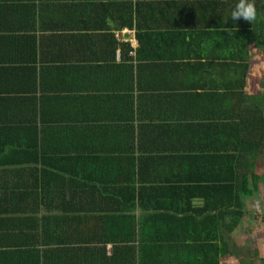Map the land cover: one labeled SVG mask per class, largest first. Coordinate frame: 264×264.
Instances as JSON below:
<instances>
[{
  "label": "crops",
  "instance_id": "0c3cea01",
  "mask_svg": "<svg viewBox=\"0 0 264 264\" xmlns=\"http://www.w3.org/2000/svg\"><path fill=\"white\" fill-rule=\"evenodd\" d=\"M233 6L0 0V264H255L253 243L264 259V74L256 93L257 37ZM132 171L199 193L195 207L255 172L251 234L219 211L137 207V255L105 242L128 232L109 210L139 188ZM155 233L166 238L142 240Z\"/></svg>",
  "mask_w": 264,
  "mask_h": 264
},
{
  "label": "trees",
  "instance_id": "16d2710c",
  "mask_svg": "<svg viewBox=\"0 0 264 264\" xmlns=\"http://www.w3.org/2000/svg\"><path fill=\"white\" fill-rule=\"evenodd\" d=\"M228 1L230 5H235L237 0H225ZM256 8H257V19L251 24L254 29V34H256L257 42L254 50V59L253 66L255 71V76L253 80L254 88L256 93L260 92V86L262 84V77L264 74V0H255ZM130 30H132V20L128 23ZM244 156V155H243ZM242 161V156L239 158ZM235 174V176H234ZM234 178H229L228 181H234V183H230L228 185L230 187H224V189L228 188L230 194L229 200L227 202L216 203V201H212L211 203H206L202 207L193 206V200L200 197L199 193H190V191L178 190L174 189L175 187L168 185H156L155 187H145L142 185L141 180L135 179L134 171L131 172V177L128 179L131 183H134V180L139 183V188L136 189L134 186H128L125 190L126 198L124 206L122 207H114L109 211L121 212L123 215L121 222L124 223L126 228H128L127 234H122L123 236H118V234H113L111 237H104L105 242H122L128 243L126 249L132 250L134 256L137 255V249L134 246H131L132 241L136 239V220L133 216L129 214V212L133 211L137 207L140 209L153 210V211H163V212H173V213H185L187 211L194 212H207V211H219L226 218V215L232 216L233 225L231 226V230L235 229L242 221L244 222V228L247 234H251V230L249 228V223L252 221L253 216H251L250 212L245 209V205L243 203L244 199L253 196L256 192L259 191V186L262 182L261 176L255 174L253 171H234ZM129 184V185H130ZM229 184V183H224ZM235 185V186H232ZM143 186V187H141ZM146 192L148 197H152L155 201L152 203H143L142 193ZM227 200V199H225ZM127 212V214H124ZM256 220L264 223V216L260 214L254 215ZM249 234V235H250ZM166 238L159 233L151 234V235H143L142 240L148 243H158L161 239ZM253 249L252 252L255 254L257 259V263L264 264V259H261L259 256L257 243L252 244ZM156 247V246H155ZM150 249L151 246H148ZM157 250L160 251V247H156ZM144 249V246L142 247ZM158 251V252H159ZM225 255L222 259L226 260ZM256 264V263H255Z\"/></svg>",
  "mask_w": 264,
  "mask_h": 264
},
{
  "label": "clouds",
  "instance_id": "9594fccd",
  "mask_svg": "<svg viewBox=\"0 0 264 264\" xmlns=\"http://www.w3.org/2000/svg\"><path fill=\"white\" fill-rule=\"evenodd\" d=\"M230 16L233 21H240L242 19L245 22L253 24L257 19L255 0H237L231 10ZM222 31L231 34L233 29L224 27Z\"/></svg>",
  "mask_w": 264,
  "mask_h": 264
},
{
  "label": "rangeland",
  "instance_id": "374dc122",
  "mask_svg": "<svg viewBox=\"0 0 264 264\" xmlns=\"http://www.w3.org/2000/svg\"><path fill=\"white\" fill-rule=\"evenodd\" d=\"M256 264H259V263H256Z\"/></svg>",
  "mask_w": 264,
  "mask_h": 264
}]
</instances>
